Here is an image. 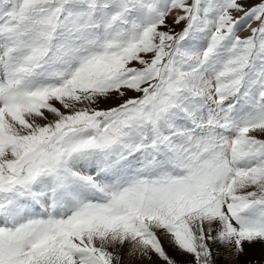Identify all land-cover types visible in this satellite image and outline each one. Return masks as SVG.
<instances>
[{"label":"snow or ice","instance_id":"snow-or-ice-1","mask_svg":"<svg viewBox=\"0 0 264 264\" xmlns=\"http://www.w3.org/2000/svg\"><path fill=\"white\" fill-rule=\"evenodd\" d=\"M0 264H264V0H0Z\"/></svg>","mask_w":264,"mask_h":264}]
</instances>
